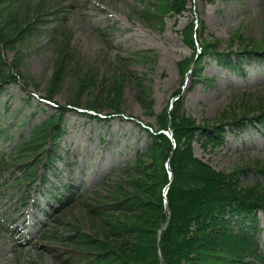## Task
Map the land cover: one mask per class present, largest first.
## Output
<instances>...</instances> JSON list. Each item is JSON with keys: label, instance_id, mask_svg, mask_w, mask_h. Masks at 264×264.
Masks as SVG:
<instances>
[{"label": "rangeland", "instance_id": "rangeland-1", "mask_svg": "<svg viewBox=\"0 0 264 264\" xmlns=\"http://www.w3.org/2000/svg\"><path fill=\"white\" fill-rule=\"evenodd\" d=\"M67 3L71 4L58 25L71 32L69 54L54 91L49 81L60 51L50 36L54 22L43 26L48 31L13 42L14 47H0L9 64L17 53L21 56L19 71L28 78L27 85L17 79L0 92V129L7 131L5 137L0 135V155L55 111L54 103L67 105L78 99L80 109L90 112L94 108L102 116L117 107L122 115L109 119L68 110L63 116L64 130L56 140L58 182L76 185L79 193L93 192L95 197L106 195L107 188L120 178L121 167L148 145L142 124L157 127L156 115L179 95L181 110L200 124L228 121L240 115L241 107L247 117L264 112V61L243 56L264 49V0H188L183 15L163 13L150 20L140 16L138 0ZM191 20L197 21L196 38L208 45L207 51L228 53L232 59L239 54L238 71L205 52L196 67L198 76L183 72L188 61H182L190 57L193 46L181 32ZM76 79H84L86 85L78 87ZM203 140L193 143L194 153L217 170L264 165V123H248L240 130L227 128L218 145H202ZM245 172L239 174L243 184L259 179L253 169ZM18 173L14 168L4 169L0 183ZM51 175L54 172L47 170L49 182L59 187ZM38 184L29 190L25 184L0 188V264H58L38 240L49 227L39 212V207L48 210L45 186L36 189ZM258 214L264 226V214ZM65 220L91 229L79 203ZM260 243L264 247V228Z\"/></svg>", "mask_w": 264, "mask_h": 264}, {"label": "trees", "instance_id": "trees-1", "mask_svg": "<svg viewBox=\"0 0 264 264\" xmlns=\"http://www.w3.org/2000/svg\"><path fill=\"white\" fill-rule=\"evenodd\" d=\"M138 1L142 4L139 14L146 20L162 17L163 13L183 15L188 9V0ZM70 4L67 0H0V47H14L15 41L23 42L36 32L48 31L43 26L50 22L57 25L49 30L51 39L60 49L49 81L50 90L60 79L64 58L69 54L71 32L58 24H62ZM197 26V21L191 20L181 33L188 45L193 46L190 57L182 61L183 64L188 61L183 72L198 76L199 58L210 52L208 45L196 38ZM56 34L60 39L54 38ZM209 55L223 60L233 70L240 69L239 54L235 59L228 53ZM243 56L264 61V49H255ZM20 59L17 53L9 64L0 51V92L5 86L17 83V79L23 80V86L27 85V76L19 71ZM76 82L78 87L86 85L84 79H76ZM47 98L51 100V94ZM180 100L179 95L156 115L157 127L142 124L149 136L148 145L134 160L121 167L120 178L107 188L106 195L98 193L93 197V192L79 193L76 185L58 182L60 173L56 171V162L60 156L56 140L64 130V114L70 109L78 111V99L67 105L55 103V111L33 125L7 154L0 155V178L4 169L19 171L5 178L0 188L25 184L29 190L38 181L36 189L45 186L51 203H47L48 212L42 208L39 212L49 227L39 234L38 240L44 242L41 246L55 262L264 264V247L260 243L264 226H260L258 214L259 211L264 214V165L225 172L196 156L193 150V143L201 137L202 145L211 142L214 146L223 142L227 128L240 130L248 123L263 124V109V113L247 117L241 107L240 115L228 121L200 124L181 110ZM84 114L107 119L122 115L117 107L114 113L103 117L97 112ZM165 131L171 132L173 140ZM6 134L7 131L0 129L2 137ZM252 169L259 179L243 184L239 174ZM47 170L54 172L51 176L59 187L49 182ZM75 203L84 208L85 216L91 221L90 230L65 220ZM166 221L158 236V230Z\"/></svg>", "mask_w": 264, "mask_h": 264}, {"label": "water", "instance_id": "water-1", "mask_svg": "<svg viewBox=\"0 0 264 264\" xmlns=\"http://www.w3.org/2000/svg\"><path fill=\"white\" fill-rule=\"evenodd\" d=\"M167 166H168V164H167ZM167 188H168V185L165 187V189H167ZM166 223H167V222H165V223L161 226V228H160L159 231H158V234L160 233L161 229L165 227Z\"/></svg>", "mask_w": 264, "mask_h": 264}]
</instances>
